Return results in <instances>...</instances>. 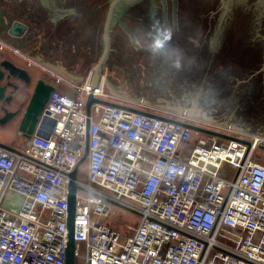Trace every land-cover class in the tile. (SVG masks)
I'll list each match as a JSON object with an SVG mask.
<instances>
[{
	"label": "built area",
	"instance_id": "2783aa9c",
	"mask_svg": "<svg viewBox=\"0 0 264 264\" xmlns=\"http://www.w3.org/2000/svg\"><path fill=\"white\" fill-rule=\"evenodd\" d=\"M12 52L27 66L35 62ZM64 83L69 92H50L39 133L22 149L0 146V264H65L74 170V258L82 264H264L257 141L198 134L182 124L189 117ZM88 95L121 106L93 102L87 115ZM114 206L138 223L127 232L112 226Z\"/></svg>",
	"mask_w": 264,
	"mask_h": 264
},
{
	"label": "water",
	"instance_id": "95a60500",
	"mask_svg": "<svg viewBox=\"0 0 264 264\" xmlns=\"http://www.w3.org/2000/svg\"><path fill=\"white\" fill-rule=\"evenodd\" d=\"M0 40L92 88L264 135V0H0ZM53 89L44 77L34 82L30 72L0 59V125L15 119L23 137L39 133L38 116ZM93 102L121 106L88 95L87 115ZM75 172L68 175L65 264L75 261Z\"/></svg>",
	"mask_w": 264,
	"mask_h": 264
},
{
	"label": "rangeland",
	"instance_id": "374dc122",
	"mask_svg": "<svg viewBox=\"0 0 264 264\" xmlns=\"http://www.w3.org/2000/svg\"><path fill=\"white\" fill-rule=\"evenodd\" d=\"M12 49H16V48H12ZM18 50H20L22 53H24L26 56H28V54L25 51H23L21 49H18ZM109 93L111 94V96L113 98H115L118 101L121 100V101H128V102H139L141 104H145L146 106H148L151 110H153L157 114L165 113V114L182 115V116L189 117L192 120V123L206 127L208 129H213V130L218 131L219 128H223L221 126L226 125L227 127H225L224 129H228V131L233 132L234 135H236L237 137L246 138V139H254L255 141H257V147L254 151V155H255L257 161L264 165V135H262V134L255 133V132L245 130L242 128H238V127L228 125L225 123H221V122L211 120L208 118H204V117L194 115L191 113H187V112L177 110L174 108H170V107L160 105L157 103H153V102H150L147 100L136 98V97H133L130 95L119 93V92H116L113 90H109ZM12 121H15V119L8 121L4 125H0V131H4V130L6 131V132H4V133H6L5 138H3L4 142H8L11 145L14 141H17L16 148L22 149L23 145H24V142H23L24 139L21 138L22 137L21 135H18V133H17L18 128L15 130H12V129L7 130V128H6V126L9 123H11ZM220 131L222 132V130H220ZM196 136H197L196 134H193V139ZM256 138H258V139H256ZM219 139H223V138H219ZM84 166H85V164H82V166L79 167V170H78V177L79 178H82L81 171L84 168ZM111 219H116V220L114 223H110V221H108V223H110L115 228L121 230L122 232L128 231V230L126 231L127 225L134 226L139 221L138 215H136L135 213L130 212V211H128L122 207H118V206L113 207ZM74 264H82V263H81V260L75 259Z\"/></svg>",
	"mask_w": 264,
	"mask_h": 264
},
{
	"label": "crops",
	"instance_id": "0c3cea01",
	"mask_svg": "<svg viewBox=\"0 0 264 264\" xmlns=\"http://www.w3.org/2000/svg\"><path fill=\"white\" fill-rule=\"evenodd\" d=\"M12 48L21 49L25 51L28 54V56H30L31 59L34 60L36 63L34 62L30 64L31 66H27V63L24 60L16 56V54L12 53ZM0 59H10L12 62L16 63L18 66L30 72V74L33 77L34 82L36 81L37 78L44 77L46 81L51 82L53 84L54 88L64 93L69 92V89L65 85L64 82H69V83H80L81 82L79 80H75L69 77L68 75L64 74L63 72L59 71L58 69L54 68L53 66L49 65L48 63L44 62L43 60L39 59L38 57L34 56L33 54L29 53L28 51L24 50L23 48L19 47L18 45L14 44L11 41L3 42L0 40ZM54 78L61 80V82L59 81L57 84H54V80H53ZM37 125H38V122L36 124V127ZM6 128L7 130L17 129L18 121L17 120L12 121L6 126ZM4 132L6 131L5 130L0 131V143L3 145L10 146V147H16L17 141H14L11 145L8 142H4L3 138H5V135H6V133ZM17 133L18 135H21L19 132ZM21 138L24 139L23 142H25L27 139L26 137H23V136Z\"/></svg>",
	"mask_w": 264,
	"mask_h": 264
},
{
	"label": "clouds",
	"instance_id": "9594fccd",
	"mask_svg": "<svg viewBox=\"0 0 264 264\" xmlns=\"http://www.w3.org/2000/svg\"><path fill=\"white\" fill-rule=\"evenodd\" d=\"M157 49H159V48H162L163 47V45L162 44H160V46L159 47H157V46H155Z\"/></svg>",
	"mask_w": 264,
	"mask_h": 264
},
{
	"label": "bare ground",
	"instance_id": "6f19581e",
	"mask_svg": "<svg viewBox=\"0 0 264 264\" xmlns=\"http://www.w3.org/2000/svg\"><path fill=\"white\" fill-rule=\"evenodd\" d=\"M221 127L225 128V127H227V126L225 125V126H221ZM256 139H258V138H256Z\"/></svg>",
	"mask_w": 264,
	"mask_h": 264
},
{
	"label": "snow or ice",
	"instance_id": "6c2138e0",
	"mask_svg": "<svg viewBox=\"0 0 264 264\" xmlns=\"http://www.w3.org/2000/svg\"><path fill=\"white\" fill-rule=\"evenodd\" d=\"M156 46H157V47H159L160 45H159V44H157Z\"/></svg>",
	"mask_w": 264,
	"mask_h": 264
},
{
	"label": "flooded vegetation",
	"instance_id": "af4514ba",
	"mask_svg": "<svg viewBox=\"0 0 264 264\" xmlns=\"http://www.w3.org/2000/svg\"><path fill=\"white\" fill-rule=\"evenodd\" d=\"M45 81H46V79H45ZM48 82V81H47ZM190 123H192V122H190Z\"/></svg>",
	"mask_w": 264,
	"mask_h": 264
}]
</instances>
